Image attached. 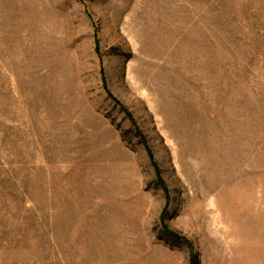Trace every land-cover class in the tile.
<instances>
[{"label": "rangeland", "instance_id": "1", "mask_svg": "<svg viewBox=\"0 0 264 264\" xmlns=\"http://www.w3.org/2000/svg\"><path fill=\"white\" fill-rule=\"evenodd\" d=\"M0 264H264V0H0Z\"/></svg>", "mask_w": 264, "mask_h": 264}]
</instances>
